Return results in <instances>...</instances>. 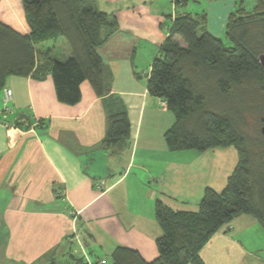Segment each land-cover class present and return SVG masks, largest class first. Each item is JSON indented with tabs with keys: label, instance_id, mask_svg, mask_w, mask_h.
<instances>
[{
	"label": "crops",
	"instance_id": "0c3cea01",
	"mask_svg": "<svg viewBox=\"0 0 264 264\" xmlns=\"http://www.w3.org/2000/svg\"><path fill=\"white\" fill-rule=\"evenodd\" d=\"M236 2L219 0L204 11L175 0H92L111 23L99 49L104 96L86 81L80 102L61 103L50 71L6 80L0 90V264H83L85 253L93 264H113L119 247L153 262L162 234L157 201L186 211L177 204L192 198L198 206L207 188L227 183L230 173L219 175V149L170 150L165 135L176 119L149 93L148 79L179 15L206 13L208 30L221 39ZM0 21L20 34L32 32L23 0H0ZM60 40L37 50L66 61V42L59 57L54 53ZM174 41L184 45L178 36ZM7 89L13 92L11 113L4 108ZM121 114L130 134L116 150L103 141L109 117ZM230 225L202 249L204 264H264V242L247 234V226Z\"/></svg>",
	"mask_w": 264,
	"mask_h": 264
},
{
	"label": "trees",
	"instance_id": "16d2710c",
	"mask_svg": "<svg viewBox=\"0 0 264 264\" xmlns=\"http://www.w3.org/2000/svg\"><path fill=\"white\" fill-rule=\"evenodd\" d=\"M175 1L185 6L192 0ZM23 5L30 35L0 21V90L10 76L37 79L50 71L61 103L80 102L81 85L86 81L99 97L104 96L99 49L105 42L102 30L111 24L109 16L97 11L92 0H23ZM225 34L233 48L225 47L208 30L206 13L179 15L152 63L148 91L165 101L175 116L174 126L165 135L171 151L205 152L235 146L238 165L222 192L205 190L198 212L176 211L157 201L155 218L162 231L156 241L157 259L146 262L139 252L119 247L112 255L113 264H204L200 252L236 216L251 215L264 229V153L260 156L241 132L243 121L236 123L209 110L199 87L200 81L215 83L225 97L264 91V70L259 62L264 54V0H258L252 12L239 3L229 15ZM175 36L184 45L174 41ZM59 39H65L71 49L66 61L53 60L48 52L44 56L37 50ZM129 128L124 114L109 117L104 145L119 150Z\"/></svg>",
	"mask_w": 264,
	"mask_h": 264
},
{
	"label": "rangeland",
	"instance_id": "374dc122",
	"mask_svg": "<svg viewBox=\"0 0 264 264\" xmlns=\"http://www.w3.org/2000/svg\"><path fill=\"white\" fill-rule=\"evenodd\" d=\"M212 2H215V1H212V0L193 1L192 0L190 1L189 7H191V9H201L205 11V9H208L207 8L208 4H211ZM239 3H241V5L244 6L247 12H252L254 7L258 3V0H237V2L235 3V8L237 7ZM221 40L223 41L225 47H232V48L234 47V44L230 41V39L225 33L221 36ZM64 42H66L65 39H61L59 43L56 44L54 53L56 52V55L58 57H59L58 53L61 52L62 45L64 44ZM48 45L49 46H47V48H52L54 46L52 42H50ZM201 76L202 75H199V79L200 78L203 79ZM212 84L213 83L211 82L207 83L206 81L199 82L200 91L206 95V99H207L206 104L209 110L215 113H218V114H222L236 123H240L241 121H243V123L239 127L241 132L245 136L248 137L249 141H254L255 138L259 136L257 132L255 131L256 123L259 121L257 117L258 111L252 110V113L250 114L251 115L250 122H247L246 106L248 105V99L249 98L253 99L255 97V94L250 91L249 94L234 93L230 97H225L216 90L215 83L214 85ZM243 107L245 108L243 109ZM242 109H243V115L241 114ZM217 149H219L218 154H219V157H221L220 161L223 162V165L220 164L219 175H223V176L225 175L227 177V172H229L230 173L228 176L229 178L233 174V172L235 171L238 165V161H239L238 151L235 146H230L227 148L217 147ZM226 186H227V183L224 186L219 187L217 191L222 192ZM203 197L201 198V201ZM178 199H183V198L180 197ZM183 203L185 204L179 203L177 204L176 207L182 210L189 211V212H198L200 209V203L198 204V206H196L197 202H195L194 199L192 200V198L191 200L186 199V202H183ZM243 225L249 228L247 234H253L255 237H257L260 244L264 242V229L260 225L258 219H256L255 217L251 215L242 214L234 218V220L231 222L230 227L239 228V227H242ZM225 228H228V225ZM74 242L75 243L73 245L76 246V250L79 251V255H81V252H80L81 249H80L79 242L77 240H75ZM76 255L78 256V254Z\"/></svg>",
	"mask_w": 264,
	"mask_h": 264
},
{
	"label": "flooded vegetation",
	"instance_id": "af4514ba",
	"mask_svg": "<svg viewBox=\"0 0 264 264\" xmlns=\"http://www.w3.org/2000/svg\"><path fill=\"white\" fill-rule=\"evenodd\" d=\"M255 97L252 99H248V105L246 106V118L247 122H250L252 110L258 111V119L259 121L256 123L255 131L261 137H256L254 141H250V144L255 148L257 153L261 156L264 153V91L254 92ZM258 155V157H259Z\"/></svg>",
	"mask_w": 264,
	"mask_h": 264
},
{
	"label": "built area",
	"instance_id": "2783aa9c",
	"mask_svg": "<svg viewBox=\"0 0 264 264\" xmlns=\"http://www.w3.org/2000/svg\"><path fill=\"white\" fill-rule=\"evenodd\" d=\"M12 98H13V92L12 90L10 89H7L5 91V95H4V98H3V102H4V108H5V112L7 113H11V109H10V103L12 101ZM161 105L163 108H167V104L165 101H161ZM104 187H105V183L104 182H100L98 185H97V188L100 192H104ZM78 215V214H77ZM77 217H75L76 219ZM74 237L76 238L75 240H77L80 244V247L83 246L81 241H80V237H79V234L77 233V231H74ZM85 256V262L83 264H93L92 260L87 257L86 253L84 254Z\"/></svg>",
	"mask_w": 264,
	"mask_h": 264
},
{
	"label": "water",
	"instance_id": "95a60500",
	"mask_svg": "<svg viewBox=\"0 0 264 264\" xmlns=\"http://www.w3.org/2000/svg\"><path fill=\"white\" fill-rule=\"evenodd\" d=\"M259 62H260L262 69L264 70V54H261L259 56Z\"/></svg>",
	"mask_w": 264,
	"mask_h": 264
}]
</instances>
